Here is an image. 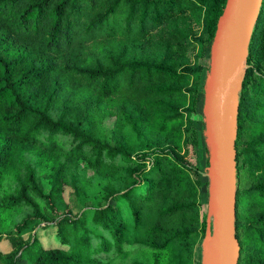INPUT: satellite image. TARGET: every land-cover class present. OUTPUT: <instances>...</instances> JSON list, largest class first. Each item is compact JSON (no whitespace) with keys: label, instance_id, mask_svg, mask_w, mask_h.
<instances>
[{"label":"trees","instance_id":"trees-1","mask_svg":"<svg viewBox=\"0 0 264 264\" xmlns=\"http://www.w3.org/2000/svg\"><path fill=\"white\" fill-rule=\"evenodd\" d=\"M226 5L0 0V242L14 238L0 264H197L188 155ZM245 63L237 170L254 181L237 192V264H264V0ZM66 187L93 203L75 215ZM46 226L59 246H43Z\"/></svg>","mask_w":264,"mask_h":264},{"label":"water","instance_id":"water-1","mask_svg":"<svg viewBox=\"0 0 264 264\" xmlns=\"http://www.w3.org/2000/svg\"><path fill=\"white\" fill-rule=\"evenodd\" d=\"M262 0H227L212 43L211 74L205 94L210 145L213 219L203 240V264H237L236 232L238 105L245 58Z\"/></svg>","mask_w":264,"mask_h":264},{"label":"rangeland","instance_id":"rangeland-1","mask_svg":"<svg viewBox=\"0 0 264 264\" xmlns=\"http://www.w3.org/2000/svg\"><path fill=\"white\" fill-rule=\"evenodd\" d=\"M199 51V50H198ZM211 57H212V46L210 47L208 54L204 58V63L207 66L205 73L202 75L201 79V90L202 97L198 107V114L195 116L196 128L199 133V143L198 145H190V152L188 158L190 162L194 165H197L201 170L202 176V185L200 186V194L202 200L201 216L204 220V224L207 230L208 220L211 217L213 219V210L212 202L213 197L211 195V177H210V145L208 143L207 137V128H206V114H205V94L206 86L211 74ZM254 181V176L247 173L237 174V188H246L249 187ZM72 189L69 187L65 188L64 197L66 201L71 205L73 213L80 214L85 206H90L89 204L93 203V200L88 197L87 199L80 201L71 195ZM40 233L39 238L45 247H57L59 246L56 228L51 226L44 227ZM37 230V229H36ZM36 230H27L21 235V237L26 241L29 238L30 233L33 234ZM206 234V231H205ZM205 237V236H204ZM14 238L10 236H5L4 239L0 242V250L3 252H10L14 246ZM204 240V238H203ZM203 240L198 245L195 253L197 258V264H203L204 248ZM18 264H27V259L23 257H18Z\"/></svg>","mask_w":264,"mask_h":264}]
</instances>
